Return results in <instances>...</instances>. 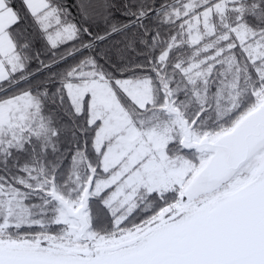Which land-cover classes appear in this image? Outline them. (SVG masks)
I'll use <instances>...</instances> for the list:
<instances>
[{
  "label": "snow or ice",
  "instance_id": "snow-or-ice-1",
  "mask_svg": "<svg viewBox=\"0 0 264 264\" xmlns=\"http://www.w3.org/2000/svg\"><path fill=\"white\" fill-rule=\"evenodd\" d=\"M0 264H264V0H0Z\"/></svg>",
  "mask_w": 264,
  "mask_h": 264
}]
</instances>
